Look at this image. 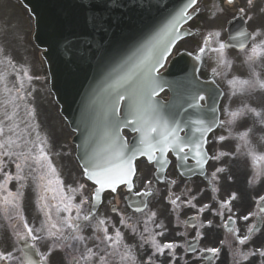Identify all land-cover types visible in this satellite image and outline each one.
<instances>
[{
  "label": "snow or ice",
  "instance_id": "obj_1",
  "mask_svg": "<svg viewBox=\"0 0 264 264\" xmlns=\"http://www.w3.org/2000/svg\"><path fill=\"white\" fill-rule=\"evenodd\" d=\"M232 0H229L231 3ZM249 4H251L252 0H248ZM197 0H188L187 5L181 12H179L173 19L165 26V28L158 33L155 37H153L141 50L140 56L135 63L132 70L126 73L123 76L118 77L109 87L111 89L109 93L108 100V127L105 131V139L107 141V147L105 149L108 152V158L105 161L104 166L99 164L91 163L92 159L95 158V153L93 157L85 160L84 163V174L89 181H93L96 187L94 189V194L92 197L93 204L92 207H96L97 201L102 200V194L106 189L111 190V192L116 193L118 186L126 187L128 193L136 195V196H148L151 195L150 192H134V184L132 177L134 175V166L133 160L139 156H147L149 162L159 163L161 169H163L165 164H168L169 161L166 159V153L171 150L176 154V159L178 164L184 163L186 172H191L192 169L187 166V161L189 159V155L185 152V149L188 148L193 152V158L195 159L196 165L200 169V174L203 175L204 166L207 163V159L205 158L203 152L201 151V144L199 142H193L190 140H186L181 138L177 133L179 131V126L176 128H166L164 132H161V118L158 116L155 101H153V96L160 90L163 86L159 83L157 79V68L162 65L166 55L169 52V49L176 42L178 38H180V31L177 29L180 27L182 23H186L187 21L193 18L192 13L195 12V5ZM189 9H192V12H189ZM243 12L244 9L241 8L239 10ZM240 35H245V33L241 32ZM210 41L209 38H205L204 45L205 47L208 45ZM205 47H201L200 51L203 52ZM226 47L224 43L219 45V48L223 50ZM239 47L243 48L244 45H240ZM2 79V77H0ZM19 81V87L15 88L16 95L11 96L9 103H11L13 112L11 114L5 113V117L8 121H11L12 124L9 126L8 131L13 133V136L8 137L7 139H0V170L3 169L4 166V158L7 157L9 160H13L15 162V167L17 172L15 176L10 175L8 173H4V181L0 182V189H3L4 184L8 181L15 179L18 182L25 181L27 177L23 174L24 168L28 165V161L32 160L41 168L46 167L48 173L55 174L56 170L52 166L51 161L48 158L47 153L44 151L43 146H40L38 149L37 155H32L31 151L28 153L25 152H17L14 149L20 148L21 145L19 140L21 139V134L19 133V125L15 122L17 116V109L20 107V104L17 101H25V82L31 81L33 77L29 74L27 70L23 72V77L17 76ZM264 87V84L260 85ZM10 93L11 89H7ZM31 93H27L30 95ZM197 99H204V97L194 96L192 98L193 103L189 104V107H199L198 104L195 103ZM122 100L126 101V115L121 117L119 115L120 112V102ZM25 108H28L27 104L24 105ZM27 116L34 117V111L30 108L27 110ZM239 114L232 113V116L235 118ZM198 123H203L202 121H198ZM30 127V125H29ZM122 127H131L134 132H137L140 136L139 147H136L131 151V155L125 157V149H127V143L124 141L123 137L120 135ZM210 130V129H206ZM5 135V128L2 121H0V137ZM15 137V138H13ZM37 139H39V134L37 133ZM221 140L223 137L220 138ZM28 143V141H25ZM160 153V156L157 157L154 161V155L156 152ZM119 160V164H113L112 160ZM91 163V167H90ZM30 167V166H29ZM160 171V169H157ZM224 169L217 168L216 172L213 173L215 176L216 173L223 172ZM45 179L44 175L40 176V180L43 181ZM52 181H48V184L51 185ZM171 183L175 184V181ZM56 184L59 186V191L61 192V203L63 204L62 209L60 207L57 208V211L71 212L73 208L76 209V218L75 220H83L84 222L91 223L93 219V213L89 212L86 215L81 217L80 215V206L74 205L72 201V197L63 195V186L62 182L57 179ZM24 183H20V189L24 188ZM83 187V185L81 186ZM18 190L15 194L16 197L23 196V192ZM46 191H54L51 187H47ZM9 196H13L12 193H9ZM15 198V197H14ZM56 197L53 196V199ZM236 194L233 193L231 199L235 200ZM181 200L180 196H176L174 199L169 195L168 203L173 206V211H177L180 208L186 206H194L191 204V201L188 202L187 205L183 203H178ZM261 201H264V196L260 197ZM86 201H82L81 203H85ZM147 207V204L144 205ZM208 205L201 207L199 212L202 214L208 208ZM220 210L215 211L213 214L217 216H223V209L227 208L231 211V207L229 202L221 203L219 206ZM136 212H143V208L136 206L134 209ZM264 210V209H262ZM115 211V209H113ZM19 215V214H18ZM155 213H152L147 216L144 221L145 228L144 233H148L147 236L141 234L140 239L142 241L141 247L144 245H149L151 252L147 255L143 264H155V258L158 256H163L165 251L167 250V254L171 260V264H175L177 259L176 257V248L181 247L175 243H165L160 244L157 240L158 236H162L164 234L163 231L153 233L149 228V223L154 219ZM21 221H24L23 216H19ZM51 219V216H48V220ZM190 219L195 220L196 217H191ZM243 219L247 221L249 219L248 215H244ZM65 224L68 227L72 228L75 232L81 231V225L75 223L71 216L65 218ZM121 223H124V220H121ZM229 223H235L231 217H229ZM195 226V225H194ZM208 226L211 227V221L208 222ZM96 229L100 232H103L102 237H97V239L101 240V243L107 242V246L116 247L121 239V233L119 230L116 231L115 237L108 235L107 227H105V220L97 219L96 220ZM157 228L163 229V225H156ZM225 227H229L228 224ZM56 225L52 224L47 232V237L53 240V244L51 247V251L48 255L42 256L41 260L43 264H48V256L51 255L52 251H56L57 249H62L65 247H71L70 244H67L66 241L69 239L76 241H84L85 237L83 235H72L71 237L65 236L62 230L57 229L56 231H52L55 229ZM23 232L16 233L17 241H24L25 246L31 249H36V242L44 239L40 232H42L43 226L40 229H33L28 226L27 222H23ZM229 231L233 232V229L229 227ZM258 228L256 225H252L247 228L248 235H245L243 238H240L236 235V239L239 242V245H245L246 242L251 240V234L257 232ZM199 236V232L197 233ZM185 251H190L195 254L198 249L195 247L189 246L185 249ZM209 253L215 254L218 249L209 248L206 250ZM88 255H82L80 259L85 261L91 259L96 254L92 252V249H87ZM37 254L38 250H37ZM12 257V253L5 254L0 252V261L9 260ZM253 257L259 258V264H264V246H261L257 249L251 250L249 253L243 255V260L245 262L249 261ZM122 259L127 260L130 264H135L136 257L132 254L131 250H129ZM73 260L76 261V264H79V259L73 257ZM101 264H104V257H100ZM24 264H38V262L33 261L31 257H27L24 261Z\"/></svg>",
  "mask_w": 264,
  "mask_h": 264
},
{
  "label": "rangeland",
  "instance_id": "obj_2",
  "mask_svg": "<svg viewBox=\"0 0 264 264\" xmlns=\"http://www.w3.org/2000/svg\"><path fill=\"white\" fill-rule=\"evenodd\" d=\"M0 64L9 66L11 64L21 65L30 69L33 73H41L38 54L31 43L30 23L24 10L11 0H0ZM40 64V65H39ZM41 95L37 100V115L40 125L47 132L38 133L43 139H50L58 148L61 161H63L66 172L69 176L75 175L79 178L78 172L72 161V148L70 146V133L62 123L57 110L46 90V87L38 82Z\"/></svg>",
  "mask_w": 264,
  "mask_h": 264
}]
</instances>
